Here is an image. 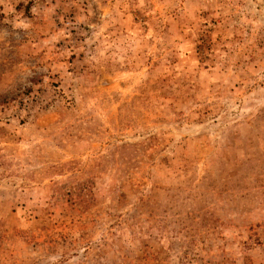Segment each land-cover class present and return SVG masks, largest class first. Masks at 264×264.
<instances>
[{"label":"rangeland","instance_id":"1","mask_svg":"<svg viewBox=\"0 0 264 264\" xmlns=\"http://www.w3.org/2000/svg\"><path fill=\"white\" fill-rule=\"evenodd\" d=\"M0 264H264V0H0Z\"/></svg>","mask_w":264,"mask_h":264}]
</instances>
